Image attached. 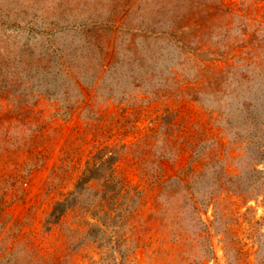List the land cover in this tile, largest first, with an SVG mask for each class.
<instances>
[{"label":"rangeland","instance_id":"374dc122","mask_svg":"<svg viewBox=\"0 0 264 264\" xmlns=\"http://www.w3.org/2000/svg\"><path fill=\"white\" fill-rule=\"evenodd\" d=\"M98 25L100 63L74 79L44 68L51 45L85 51L94 38L80 30ZM0 80V264H42L46 252L71 264L99 259L82 233L101 226L89 214L92 189L77 196L84 213L45 220L104 144L118 147L119 174L142 195L139 235L114 247L118 261L124 252L132 264H264V0H0ZM86 83H99L91 99L80 94ZM166 107L186 150L156 119ZM152 126L147 148L169 156L163 178L186 183L165 199L128 162Z\"/></svg>","mask_w":264,"mask_h":264},{"label":"trees","instance_id":"16d2710c","mask_svg":"<svg viewBox=\"0 0 264 264\" xmlns=\"http://www.w3.org/2000/svg\"><path fill=\"white\" fill-rule=\"evenodd\" d=\"M181 19L182 18L179 19L178 24L175 26L176 30L180 32L183 31V22H181ZM51 23L59 22L53 20ZM69 25L70 24L68 23H63L59 27L60 29H65ZM57 29L58 28H52L47 31L50 33H56V31H58ZM103 30L104 27L102 25L92 26L91 28L83 26L81 28L80 31L83 34L84 40L88 41L90 37L94 38V42H89L87 47L83 44L82 47L86 48L85 51L82 49L78 51L76 48L65 50L59 45H51L45 55H42V60L44 59V68L50 70L51 66H56V74H61L60 72H63L67 77L74 79L75 73L80 70H86L88 64H91V66L94 65L95 63L93 61L95 60H97V63H100L98 61L102 57H105L107 53L103 45L100 43L99 38ZM176 41L183 42L182 37H177ZM120 47L122 51L125 48H128V46L123 45ZM108 63L105 72L111 69V62L109 61ZM34 64H27V67L30 68ZM98 66L100 67L102 65L98 64ZM103 76H105V73L102 74V77ZM28 79L29 78H27V80ZM98 84L99 83L95 86L91 83L84 84L85 87L80 92L82 98L90 97L92 90H97ZM0 87L5 88L6 85L1 83ZM8 87L11 88V86ZM163 94L167 95L168 93L165 92ZM107 97L109 96L105 95V98ZM132 98L133 101L138 99L137 96H132ZM129 105L130 104H127L125 108L129 107ZM88 107L89 103L85 105L86 109ZM137 107H139V105H137ZM137 107L129 112L128 116H125L127 121L134 117L137 112H140V108ZM125 108H123V112L126 111ZM170 109L171 108L166 107L156 119L171 123L166 138L171 141L173 138L172 142L174 143V146L178 145L179 149L186 150L188 147H191V144L179 140L178 134L173 133V128L176 125L175 117H177V112L175 111L171 113ZM91 110L84 113L85 121L88 125L94 124L98 121L97 119H94V117L98 116L97 113L92 112ZM156 128V126L150 127L151 131L149 133L142 134L138 141L132 143L130 150L127 151V154L131 155L128 162H131L136 166L140 177H142L147 184L159 186V194L165 199L168 195L165 194L164 191L167 189L172 191L173 185H175L174 183L181 182L184 186H186V183L182 180L173 178L167 180L163 178L165 170L163 163L169 158V156L166 155L165 152H161L157 155L155 152H151L150 148H147V146L150 145L148 139L156 134ZM98 129L97 134H100L102 130L101 128ZM123 146L125 145H120L121 148ZM120 155L121 154L118 152V147L116 145L104 144L96 148L86 160L85 167L78 176L74 189L71 190L63 200L54 203L45 220V223H57L61 216L69 209L74 210L78 214H81L82 211L84 213L85 210L79 206L80 204L79 200H77V196L86 188L93 190L95 199L92 203L93 208L89 210V214L100 221L101 226L97 222H92L88 229L82 230V233L94 244L95 248L100 252V255L97 261L90 260L88 264H96V262H100L101 264H125L126 255L124 252H121V258L118 261L117 256L114 255L113 249L114 247H119V242L125 240V238L133 240L134 236L139 235L138 226L134 224V221L135 213L141 204V190L128 185L126 177L119 174L118 162L121 159ZM102 226H106V228H103ZM108 229H111L110 232ZM103 252H109V254L105 255ZM103 259L105 260L103 261ZM66 263L69 264L70 261L68 259L64 260V258H61L60 256H56L55 252H46L42 254V264ZM126 264H132L131 260L129 262L126 261Z\"/></svg>","mask_w":264,"mask_h":264}]
</instances>
